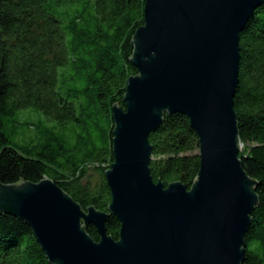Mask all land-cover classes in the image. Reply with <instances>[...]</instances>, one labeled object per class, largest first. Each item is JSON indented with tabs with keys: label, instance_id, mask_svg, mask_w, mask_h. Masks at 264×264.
Instances as JSON below:
<instances>
[{
	"label": "water",
	"instance_id": "water-1",
	"mask_svg": "<svg viewBox=\"0 0 264 264\" xmlns=\"http://www.w3.org/2000/svg\"><path fill=\"white\" fill-rule=\"evenodd\" d=\"M264 0H145L126 109L113 108L108 212L84 210L49 178L0 182V216L27 224L50 264H244L258 182L239 156L235 97L241 34ZM190 120L200 142L191 189L151 175L150 134L166 115ZM114 216L120 238L108 235ZM100 236L94 241L87 228Z\"/></svg>",
	"mask_w": 264,
	"mask_h": 264
},
{
	"label": "trees",
	"instance_id": "trees-1",
	"mask_svg": "<svg viewBox=\"0 0 264 264\" xmlns=\"http://www.w3.org/2000/svg\"><path fill=\"white\" fill-rule=\"evenodd\" d=\"M144 9L145 0H0L1 183L49 178L84 210L108 212L113 108L126 109L129 79L138 74L130 60ZM240 46L239 156L258 182L260 202L246 235L244 264H264V5L241 34ZM23 110L54 122L35 145H19L9 136L12 117ZM149 140L153 180L191 189L201 157L190 120L166 115ZM120 231L112 216L108 235L119 240ZM87 233L100 240L94 226ZM0 264L50 263L27 224L1 215Z\"/></svg>",
	"mask_w": 264,
	"mask_h": 264
},
{
	"label": "rangeland",
	"instance_id": "rangeland-1",
	"mask_svg": "<svg viewBox=\"0 0 264 264\" xmlns=\"http://www.w3.org/2000/svg\"><path fill=\"white\" fill-rule=\"evenodd\" d=\"M11 120L8 133L13 142L19 145H35L41 139L46 127L54 125V122L37 110L20 111Z\"/></svg>",
	"mask_w": 264,
	"mask_h": 264
},
{
	"label": "bare ground",
	"instance_id": "bare-ground-1",
	"mask_svg": "<svg viewBox=\"0 0 264 264\" xmlns=\"http://www.w3.org/2000/svg\"><path fill=\"white\" fill-rule=\"evenodd\" d=\"M241 146H242V144H241ZM243 147V146H242ZM242 149V148H241Z\"/></svg>",
	"mask_w": 264,
	"mask_h": 264
}]
</instances>
